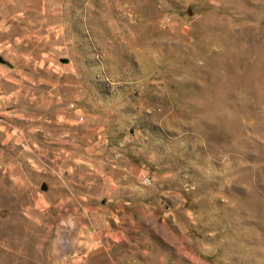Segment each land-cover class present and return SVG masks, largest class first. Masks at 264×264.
Wrapping results in <instances>:
<instances>
[{
    "label": "rangeland",
    "instance_id": "obj_1",
    "mask_svg": "<svg viewBox=\"0 0 264 264\" xmlns=\"http://www.w3.org/2000/svg\"><path fill=\"white\" fill-rule=\"evenodd\" d=\"M0 264H264V0H0Z\"/></svg>",
    "mask_w": 264,
    "mask_h": 264
}]
</instances>
